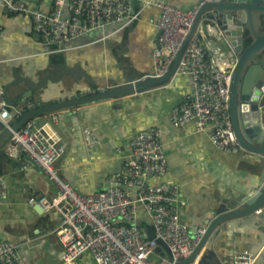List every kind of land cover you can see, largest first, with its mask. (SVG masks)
Wrapping results in <instances>:
<instances>
[{"label": "crops", "instance_id": "1", "mask_svg": "<svg viewBox=\"0 0 264 264\" xmlns=\"http://www.w3.org/2000/svg\"><path fill=\"white\" fill-rule=\"evenodd\" d=\"M42 2L34 0L31 5L42 6ZM139 5L136 3L134 8ZM159 14L158 7L146 5L138 19L123 28L108 25L72 41L64 52L46 53L29 15L1 13L0 83L3 86L16 74L39 81L45 58L48 60L45 73L52 69V64H64L79 66L90 75L94 85L82 76L74 79L66 75L59 81H49L50 89H45L47 92L43 96L42 90L34 101L43 104L77 93H88L92 86L100 87L107 81L120 82L126 71L151 73L152 53L159 34L156 26ZM261 30L259 23L257 32ZM205 40L210 42L212 52L219 50L226 56L220 45L219 32L206 33ZM144 61H148L151 72L141 69ZM23 84L21 82L19 86ZM190 85V75L174 74L164 86L151 90L155 91L152 96L149 95L151 91L135 93L59 111L54 125L65 146L64 154L57 161L61 177L82 194L105 189L108 178L121 171L131 151L130 142L134 135L147 127L160 126L168 171L165 176L151 179L149 183H177L184 202L181 220L193 235L198 228H205L221 204L230 207L231 198L242 196L252 187L254 175L250 155L242 151L229 154L216 149L207 132L194 130L193 122L177 131L166 125L170 106L180 102L190 91ZM12 105L18 109L22 107L21 103ZM48 118L49 115H40L41 121ZM7 147L8 141L0 151V179L6 188L0 201V236L17 245L20 259L12 264H59L62 247L54 233L60 220L59 213L42 208L39 212L35 205L27 202L30 196L52 197L58 189L41 170H21ZM256 213L223 224L247 219ZM137 221L144 229L148 228L149 221L141 207L138 208ZM219 233L213 245L215 255L209 254L206 258L209 264H230L235 252L250 248L258 237L246 229H224ZM85 255L76 264H83L86 258L84 264H95L91 256Z\"/></svg>", "mask_w": 264, "mask_h": 264}, {"label": "built area", "instance_id": "2", "mask_svg": "<svg viewBox=\"0 0 264 264\" xmlns=\"http://www.w3.org/2000/svg\"><path fill=\"white\" fill-rule=\"evenodd\" d=\"M42 1V6H32L34 0H0V14L29 15L46 53L64 52L72 41L108 25L123 28L137 20L146 5L158 7L159 34L152 53L153 76H161L168 70L203 3L183 11L165 0ZM138 2L141 6L135 9ZM215 31L210 21L201 20L197 24L175 73L191 76L190 91L172 106L168 116L176 127L193 122L194 130L207 132L216 149L235 153L241 147L230 119L229 84L236 56L231 50L228 58L219 50L212 52L205 38L206 33L215 34ZM39 104L28 102L23 108L14 107L5 99L0 83V131L10 130L11 123L21 113ZM59 111L48 114L46 120L41 121L38 116L11 130L7 147L21 170H41L58 189L52 197L30 196L27 202L39 205L44 211L59 213L60 220L54 230L62 247L59 264H76L86 253L95 264H174L188 256L205 228H198L193 235L181 220L184 202L177 183H149L168 171L162 127L150 126L137 132L121 171L108 178L107 187L82 194L61 177L57 167L65 152L62 136L54 125ZM5 191V183L0 179V201ZM139 207L148 218L147 229L137 221ZM158 240L165 243L170 255L163 247L156 251ZM151 255L159 263L153 262ZM19 259L17 245L0 240V264L17 263ZM255 261V255L243 250L234 253L230 264H255Z\"/></svg>", "mask_w": 264, "mask_h": 264}, {"label": "water", "instance_id": "3", "mask_svg": "<svg viewBox=\"0 0 264 264\" xmlns=\"http://www.w3.org/2000/svg\"><path fill=\"white\" fill-rule=\"evenodd\" d=\"M203 2L196 12L191 26L187 31L168 70L161 76L151 73H133L128 71L115 86L103 87L88 93H77L75 96L35 105L26 109L11 123V129L0 133V151L11 136V130L19 129L28 120L40 115H48L66 108H74L82 104L119 99L123 96L146 93L164 86L176 73L180 59L199 21H210L220 34V40L225 47L236 56V62L229 84V113L232 128L242 152L252 157L254 182L252 187L237 198H231L232 205L221 204L216 209L215 216L205 227V230L190 254L174 264H209L206 258L215 255L214 242L219 232L224 229L253 231L257 234L256 242L245 251L256 256L255 264H263L264 256V30L257 32L258 24L264 20V0H187L176 3L168 2L183 11L192 10L194 5ZM247 40L250 42L247 44ZM39 81H34L16 74L15 77L3 85L5 99L12 104L13 99H20L21 105L33 103L29 98L34 91L41 90L49 81H59L63 76L70 75L74 79L85 77L91 85L90 75L79 66L52 64ZM23 82V86L19 83ZM155 91L149 92L152 96ZM41 93H38V97ZM35 103V102H34ZM175 105V104H174ZM173 106V105H172ZM170 106V109L172 108ZM19 108V109H20ZM166 125L177 130L170 120ZM239 151V152H240ZM229 153V154H237ZM41 212V207L35 205ZM230 223L227 220H236ZM222 224V225H221ZM151 234V232H150ZM220 234V233H219ZM159 245L170 255L168 247L162 240ZM263 246V247H262Z\"/></svg>", "mask_w": 264, "mask_h": 264}, {"label": "rangeland", "instance_id": "4", "mask_svg": "<svg viewBox=\"0 0 264 264\" xmlns=\"http://www.w3.org/2000/svg\"><path fill=\"white\" fill-rule=\"evenodd\" d=\"M220 45H222L223 46V49L225 50V53H226V57L228 58V56H227V48L225 47V44H224V42H222V44H220ZM131 56H134L133 54H131ZM44 61H46V62H44L43 63V65L42 66H45L44 68H43V71L41 72V74H42V76H44L46 73H45V71H47L46 70V67L48 66V64H47V62H48V60L45 58V59H43ZM135 60V59H134ZM47 64V65H46ZM145 68H148V69H145ZM141 69H143V71H149V72H151L150 71V67H149V63H148V61H144V63H143V65H142V67H141ZM140 68H138V70L140 71L141 70ZM117 83H119V82H116L115 83V81H111V82H109V81H107L104 85H102V86H100V87H110V86H115ZM100 87H98V86H92L90 89H89V91H93V90H99V88ZM47 90V89H50V85H49V83L47 82V84L41 89V90H36V91H34V94L32 95V97H30L29 98V100L30 101H36V99L37 98H39L38 97V93L40 92H42V90H43V92H42V96H43V94L45 93V92H47V91H44V90ZM87 89V90H88ZM39 91V92H38ZM13 103H18V104H20L21 102H20V99H13V101H12ZM163 103L165 104L166 103V101L164 100L163 101ZM161 182V181H160ZM0 240H4V236L2 235V236H0ZM87 255H89L90 256V254H88V253H86V255L85 256H87ZM164 255V254H163ZM86 258V257H85ZM92 258V257H91ZM150 259L153 261V262H155V263H159V259L158 258H156L155 256H153V255H151L150 256ZM93 260V259H92ZM94 261V260H93ZM85 262H87V258L83 261V264L85 263Z\"/></svg>", "mask_w": 264, "mask_h": 264}, {"label": "flooded vegetation", "instance_id": "5", "mask_svg": "<svg viewBox=\"0 0 264 264\" xmlns=\"http://www.w3.org/2000/svg\"><path fill=\"white\" fill-rule=\"evenodd\" d=\"M261 25H262V30H264V20L261 21ZM250 42V40H247V44ZM128 73V71H126ZM83 77V76H82ZM84 79H86L84 77ZM87 80V79H86Z\"/></svg>", "mask_w": 264, "mask_h": 264}, {"label": "bare ground", "instance_id": "6", "mask_svg": "<svg viewBox=\"0 0 264 264\" xmlns=\"http://www.w3.org/2000/svg\"><path fill=\"white\" fill-rule=\"evenodd\" d=\"M222 225V224H221Z\"/></svg>", "mask_w": 264, "mask_h": 264}]
</instances>
